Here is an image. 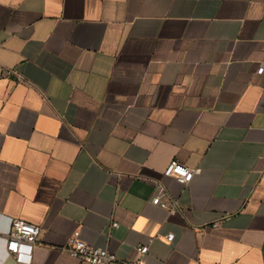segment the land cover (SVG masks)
Masks as SVG:
<instances>
[{
  "label": "crops",
  "instance_id": "1",
  "mask_svg": "<svg viewBox=\"0 0 264 264\" xmlns=\"http://www.w3.org/2000/svg\"><path fill=\"white\" fill-rule=\"evenodd\" d=\"M9 218L41 227L29 264H79L75 232L147 264H264V0H0V264H25Z\"/></svg>",
  "mask_w": 264,
  "mask_h": 264
},
{
  "label": "built area",
  "instance_id": "2",
  "mask_svg": "<svg viewBox=\"0 0 264 264\" xmlns=\"http://www.w3.org/2000/svg\"><path fill=\"white\" fill-rule=\"evenodd\" d=\"M198 168H193L178 161L170 162L164 170V174L173 176L183 185H187ZM153 204L166 208L169 212H175L179 209L178 200L172 198L167 190L159 184L158 192L152 197ZM218 223L215 222L214 226ZM117 226L118 222H113ZM41 227L38 224L29 222L23 218H9L8 228L6 230L5 248L6 253L11 254L19 263L29 264L32 260L34 245L38 239ZM167 240L174 238V233L166 236ZM64 249L72 256L80 260L79 264H147L146 253L148 244L137 246L134 255L130 258L121 259L114 252L107 248L92 245L82 239L78 232L73 233Z\"/></svg>",
  "mask_w": 264,
  "mask_h": 264
}]
</instances>
